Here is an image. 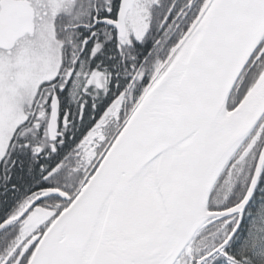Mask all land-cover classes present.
I'll list each match as a JSON object with an SVG mask.
<instances>
[{"label": "snow or ice", "instance_id": "6c2138e0", "mask_svg": "<svg viewBox=\"0 0 264 264\" xmlns=\"http://www.w3.org/2000/svg\"><path fill=\"white\" fill-rule=\"evenodd\" d=\"M0 264H264V0H0Z\"/></svg>", "mask_w": 264, "mask_h": 264}]
</instances>
